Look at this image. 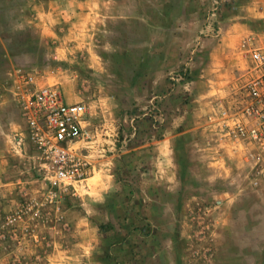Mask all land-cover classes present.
I'll return each mask as SVG.
<instances>
[{
  "label": "rangeland",
  "instance_id": "374dc122",
  "mask_svg": "<svg viewBox=\"0 0 264 264\" xmlns=\"http://www.w3.org/2000/svg\"><path fill=\"white\" fill-rule=\"evenodd\" d=\"M50 1L0 0V264H264V160L214 114L264 46V0H101L93 51L67 59L37 35L34 7ZM44 86L91 119L92 180L55 199L29 144L6 175V128ZM181 134L170 160L154 152Z\"/></svg>",
  "mask_w": 264,
  "mask_h": 264
},
{
  "label": "built area",
  "instance_id": "2783aa9c",
  "mask_svg": "<svg viewBox=\"0 0 264 264\" xmlns=\"http://www.w3.org/2000/svg\"><path fill=\"white\" fill-rule=\"evenodd\" d=\"M248 50L252 66L242 95L234 107L223 108L220 113L225 136L232 142L254 146L264 160V46ZM26 82L33 84V77ZM19 102L25 127L16 134L15 142L35 150L44 181L52 190L51 199L86 182L92 172L86 154L91 143L86 105L68 103L56 86L25 90Z\"/></svg>",
  "mask_w": 264,
  "mask_h": 264
},
{
  "label": "crops",
  "instance_id": "0c3cea01",
  "mask_svg": "<svg viewBox=\"0 0 264 264\" xmlns=\"http://www.w3.org/2000/svg\"><path fill=\"white\" fill-rule=\"evenodd\" d=\"M102 5L103 3L101 0H51L49 3H44V4L37 2L34 7V10L36 11L34 16V23L36 24L38 38L42 42L57 43L54 49L55 50L54 54L55 57H57L58 59H67L74 52H87V51L92 52L93 48L90 49V47H88L89 45L91 46L92 44L91 41L92 37L89 33L92 30H94L95 27L97 28L99 25H101L100 23L103 21L104 13H103ZM248 58H249L248 65L243 73L244 82L246 79V75L248 74V71L252 66V61L249 56ZM88 59L90 61L89 64L90 67L92 66L97 67L99 65L97 60L94 59L93 57L88 56ZM95 64H97V66ZM235 90L236 87L234 86L233 88H231V91L227 94L228 96L227 98L231 97V99L227 100L229 106L234 104V100L236 96V93H234ZM64 96L68 103L81 102L79 100V97L73 96L72 94L66 96L64 93ZM223 107H224L223 104L220 106L217 105L215 108L216 110H218V112H215L216 110H214V114L215 115L216 113L217 115L218 113L220 114L221 109ZM203 120L204 119H202V122ZM90 124H91V119H90V114L88 112L86 128H88V125ZM23 125L24 126H19V128L17 126L18 129H16L15 130L16 132L12 134L6 128V175L10 174L9 166L11 165L10 163L11 159L7 158L8 152L11 153L12 156H15V154H17L16 158L18 159L21 158V161L22 160L26 161L27 158L28 159L31 158V156L28 155L29 153L27 151V147H26L27 145L25 144L24 146L19 147L18 145H16L15 142L16 134L19 133L25 127V123ZM221 133H222L221 135H224L223 128ZM182 139L183 136L181 134L178 138L174 137L169 139L168 142L166 140H163V141H158L156 144L152 143V145H156L157 148V152L156 151L154 152L157 153V155L158 154L160 155V151H158V149L163 148L162 157H164V160L165 157L166 159L170 160L172 154V146H174L176 142L183 141ZM233 145H235L234 148L238 152L240 147L243 145H245L249 149L251 148L250 145H246L242 143L234 142ZM13 152L15 154H13ZM167 164L170 165V163ZM18 170L21 173H24L20 169ZM100 171L105 176L104 187L106 190L111 185V179H112L110 177L111 173L106 168L100 169ZM6 179L9 178L6 177ZM90 180H92V178L91 179L89 178L86 182L88 183ZM86 182H84L83 184H85Z\"/></svg>",
  "mask_w": 264,
  "mask_h": 264
}]
</instances>
